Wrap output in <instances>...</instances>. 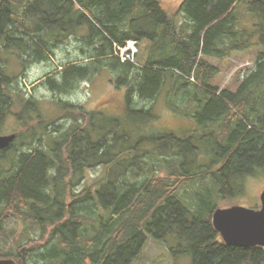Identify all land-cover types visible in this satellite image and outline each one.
<instances>
[{
	"label": "trees",
	"instance_id": "1",
	"mask_svg": "<svg viewBox=\"0 0 264 264\" xmlns=\"http://www.w3.org/2000/svg\"><path fill=\"white\" fill-rule=\"evenodd\" d=\"M71 39L79 56L46 75L39 87L67 95L108 71L112 84L127 90L129 114L135 98L156 100L171 75L176 97L195 87L199 107L189 114L196 134L161 137L167 151L155 155L139 152L144 140L123 149L112 137L117 122L99 129L100 111L63 101L68 114L48 122L38 98L26 95L18 76L7 72L3 52H14L26 70L50 63ZM128 42L138 48L148 43L147 63L136 62L139 50L138 64L121 60L118 48ZM254 49L255 70L236 93L219 94L211 82L220 70L210 59ZM10 118L21 130L0 154V234L12 215L45 244L27 250L18 242L22 251L2 258L16 264H133L152 237L175 238L193 264H264V248L227 246L212 222L220 201L264 172V0H185L174 15L161 0H1L0 132ZM63 119L73 122L66 128L59 124ZM195 143L212 145L211 166H195L201 156L193 154L199 151ZM99 167L106 176L75 192Z\"/></svg>",
	"mask_w": 264,
	"mask_h": 264
},
{
	"label": "rangeland",
	"instance_id": "2",
	"mask_svg": "<svg viewBox=\"0 0 264 264\" xmlns=\"http://www.w3.org/2000/svg\"><path fill=\"white\" fill-rule=\"evenodd\" d=\"M26 1L29 3L33 0ZM184 1L161 0L164 9L173 15L177 13ZM242 13L244 15L246 14V12L241 11L240 14ZM247 17L248 23L251 24L249 17ZM178 19L182 21L183 17L181 18L180 15ZM245 23L247 24L246 21ZM147 45V42H143L138 48L137 45L128 43L127 47L119 50V56L122 61L135 63L134 58L139 50L136 62L143 65L147 63ZM77 49L78 43L75 39H71L55 50L56 58H53L50 63L32 64L26 70L21 67L19 60L12 54L14 52H3V57L8 63L7 72L11 76H18V81L21 83L20 87L26 95L29 94L30 96L38 98L40 112L48 122L57 121L68 114L67 109L64 110V104L61 103L63 101L74 105L78 110L84 109L85 112L92 113L100 111L98 119L99 129L103 132L108 131L111 129L109 126L117 122L116 127H118V131L112 137L116 136L119 142H123V149H135L140 140H144L146 142L138 146V149H141L139 152H155V155L157 152L167 151L165 148V150H162L160 147L158 140L161 137L171 136L174 133L178 139L184 140L186 139L184 137L189 136L190 132H192V135L196 134V130L194 129L195 125L192 122H195V120L189 114L193 113L194 109L199 107V103L195 98V87L182 90L179 95L180 98L176 97L174 95L175 87L171 84V75L168 76V80L156 100L152 102H141V100L135 98L136 106H130L129 114L127 112L128 107L126 101L127 90H118L112 84V75L108 71L99 73L91 81L80 82L78 88L67 95L54 94L45 88V86L39 87V84L45 80L44 77L46 75H55L61 72L63 70L61 67L62 63L76 59L79 56ZM257 52L258 50L256 51L254 49L249 52L234 53L231 58L224 61L210 59V62L220 70L211 82L214 88L219 89V94L224 90L232 93H236L239 90L243 80L256 68ZM133 108L134 110H150V116L132 114L131 111L133 110L131 109ZM75 112L73 115L78 116L79 112ZM72 122L73 119H63L59 124L65 125L67 128ZM80 122L82 123L83 121ZM55 129V127L50 128V130ZM20 130L21 127L18 125L17 120L10 118L7 121L5 130L1 131L0 134L9 135ZM205 145L204 143H195L199 151H194L193 154L201 155L199 161L195 163V166L209 167L213 164V154L215 151L212 145L209 144L208 149ZM166 147L167 149L169 147L171 149L169 144ZM105 176L106 169L104 167L90 170L84 183L75 192H82L89 186L98 183ZM211 185L212 183L208 182L206 187ZM234 190L235 196L220 201L218 203V209L241 206L248 209L260 210L262 207L261 194L264 191V172H261L253 178H248L243 183L242 188L236 187ZM192 195L194 196V193ZM22 234L31 237L34 239V242H28L27 238L21 239ZM39 236V232L31 231L28 226L22 224L15 216L11 215L5 221L4 233L0 234V260H9L2 257L11 251L15 252L17 250L21 252L22 249L17 248L18 242L22 243V248L27 250L33 246L44 245L45 241L40 240ZM10 260L15 261L14 259ZM133 264H193V257L179 251V245L175 238H169L166 242H159L149 237L146 246Z\"/></svg>",
	"mask_w": 264,
	"mask_h": 264
},
{
	"label": "water",
	"instance_id": "3",
	"mask_svg": "<svg viewBox=\"0 0 264 264\" xmlns=\"http://www.w3.org/2000/svg\"><path fill=\"white\" fill-rule=\"evenodd\" d=\"M17 135L0 134V154L10 148ZM260 210L234 206L217 209L213 214V226L227 246L236 248H264V191ZM0 264H16L13 260H0Z\"/></svg>",
	"mask_w": 264,
	"mask_h": 264
},
{
	"label": "built area",
	"instance_id": "4",
	"mask_svg": "<svg viewBox=\"0 0 264 264\" xmlns=\"http://www.w3.org/2000/svg\"><path fill=\"white\" fill-rule=\"evenodd\" d=\"M128 43H133L134 45H137L136 42H128ZM128 43H127V45H128ZM127 45H126V47H127ZM120 50H121V48H120Z\"/></svg>",
	"mask_w": 264,
	"mask_h": 264
},
{
	"label": "bare ground",
	"instance_id": "5",
	"mask_svg": "<svg viewBox=\"0 0 264 264\" xmlns=\"http://www.w3.org/2000/svg\"><path fill=\"white\" fill-rule=\"evenodd\" d=\"M118 50H120V47L118 48ZM118 55V54H117ZM134 60H135V58H134Z\"/></svg>",
	"mask_w": 264,
	"mask_h": 264
}]
</instances>
